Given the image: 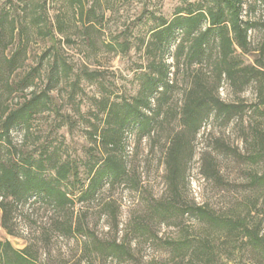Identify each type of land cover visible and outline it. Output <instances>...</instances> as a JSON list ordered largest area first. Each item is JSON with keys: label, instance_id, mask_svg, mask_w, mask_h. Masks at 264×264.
<instances>
[{"label": "trees", "instance_id": "trees-1", "mask_svg": "<svg viewBox=\"0 0 264 264\" xmlns=\"http://www.w3.org/2000/svg\"><path fill=\"white\" fill-rule=\"evenodd\" d=\"M259 2L264 6V0ZM70 3L73 14L78 17L77 29L81 31L83 45L94 47L93 34L100 31L104 21V12L97 11L101 8L99 0H94L88 9L82 0H70ZM243 8V0H180L169 19L155 16L144 8L142 16L147 15L146 21H151L152 26L148 39L140 44L145 65L133 78L138 89L128 99L104 98L99 102L101 125H92L88 135L102 156L87 162L86 185L79 182L76 162L63 159L58 147L37 139L36 146L28 149L24 143L16 144L12 133L21 129L25 140L32 139L31 127L36 117L51 109V90L61 82L77 86L81 79L102 87V72L83 67L80 75L74 74L61 57L53 54L46 92L31 94L14 109L0 98L1 227L14 235L13 215L32 198L67 212L76 201L94 199L106 185L126 183L131 171L122 155L125 135L134 134L138 143L154 139L167 123L173 94L180 85L183 92L177 119L181 132L168 139L164 156L168 199L148 207L146 216L135 218L129 228L130 234H136L137 239L146 242L157 254L136 262L130 245L116 239L101 241L72 218L58 223L57 231L67 236L80 234L85 237L83 254L109 257L119 264H264V198H257L250 204L251 208L235 217L219 216L205 206L179 204L187 155L184 140L195 138L209 119L229 124L247 110L241 104L220 100L221 83L226 80L240 92L252 82L259 83V104L255 108L257 112L264 110V59L256 61L255 66H244L240 60L241 55L250 52L248 32L253 27L252 22L242 19ZM43 23L41 18L29 23L9 21V41L18 38L19 49L9 58L0 57V87L3 84L6 91L32 85L31 77L15 84L10 75L18 68V57L26 48L24 37L30 26L52 36ZM261 26L264 27V21ZM55 29L65 36L64 23L57 21ZM4 43L0 31V49L7 47ZM102 46L114 55H124L130 49L127 39L121 42L116 39ZM249 145L252 147L249 159L264 164V126H253ZM250 183L264 191V171L250 178ZM185 215H192L197 225L178 230L173 238L163 239L153 233L152 226L167 220L178 221ZM0 264H37V261L28 247L17 251L5 241L0 242Z\"/></svg>", "mask_w": 264, "mask_h": 264}, {"label": "rangeland", "instance_id": "rangeland-1", "mask_svg": "<svg viewBox=\"0 0 264 264\" xmlns=\"http://www.w3.org/2000/svg\"><path fill=\"white\" fill-rule=\"evenodd\" d=\"M199 0H190V2ZM242 19L252 22L248 32L250 52L240 56L244 66H255L264 59V6L259 0H243ZM94 0H82L88 9ZM104 12V21L99 32L93 34L95 46L83 45L81 31L77 29L78 17L73 14L70 0H0V31L5 40L0 57L9 58L19 49V39L9 41L10 20L21 23L41 18L42 25L51 30L46 36L33 26L24 37L27 45L18 57V68L10 75L15 84L31 77L32 85L19 86L6 91L0 87V98L12 109L28 100L31 94L46 92L49 86V67L53 54L61 57L80 75L83 67L102 72V87L84 79L74 86L61 82L49 92L51 109L38 115L31 127L32 139L25 140L24 132L16 129L12 133L16 144L24 143L31 149L39 142L58 147L64 158L75 161L79 167V182L87 184L86 164L92 158H100L101 151L94 148L88 133L91 126H99L102 118L99 102L133 97L138 89L133 79L135 72H141L145 65L141 41L148 39L151 21L142 16L144 8L155 16L170 18L180 0H99ZM57 21L65 24V36L59 34ZM43 28V27H42ZM23 39V38H22ZM127 39L129 51L124 55L108 53L102 46L113 40ZM68 40V41H67ZM173 50V47H171ZM171 62V58H168ZM210 77V76H209ZM264 84V83H263ZM180 86V85H179ZM173 94L171 111L154 139L136 142L134 134L125 135L122 155L128 163L130 178L126 183L106 185L94 199L76 201L73 208L60 212L45 202L30 199L13 215L9 235L0 224V242H9L17 251L29 248L37 264H119L111 258L89 256L81 252L85 237L62 235L57 224L69 221L80 222L99 240H118L131 246L135 261H145L156 255L129 228L135 218L146 216L148 207L168 199L165 180L164 156L168 139L181 132L178 113L181 107L183 87ZM183 86V85H181ZM259 83L252 82L242 92L224 80L218 90L221 101L241 104L247 110L239 119L229 124L209 119L195 138L187 137L185 142V180L181 184L183 207L205 206L219 216L235 217L242 214L256 199L264 198V191L252 187L250 178L264 171L260 161L253 163L248 155L252 152L249 137L254 125L264 126V110L258 106ZM263 110V111H262ZM96 117H98L96 119ZM79 188V186H78ZM116 218V219H114ZM1 221V211H0ZM1 223V222H0ZM197 221L192 215H185L178 221L167 220L164 224L152 226L159 238H173L178 230L193 227Z\"/></svg>", "mask_w": 264, "mask_h": 264}]
</instances>
